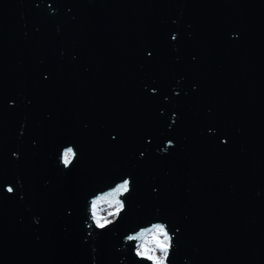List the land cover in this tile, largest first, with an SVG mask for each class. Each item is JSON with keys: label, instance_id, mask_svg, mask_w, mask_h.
<instances>
[{"label": "water", "instance_id": "water-1", "mask_svg": "<svg viewBox=\"0 0 264 264\" xmlns=\"http://www.w3.org/2000/svg\"><path fill=\"white\" fill-rule=\"evenodd\" d=\"M155 220L171 264H264V0H0V264H140Z\"/></svg>", "mask_w": 264, "mask_h": 264}, {"label": "clouds", "instance_id": "clouds-1", "mask_svg": "<svg viewBox=\"0 0 264 264\" xmlns=\"http://www.w3.org/2000/svg\"><path fill=\"white\" fill-rule=\"evenodd\" d=\"M177 37L178 34H173L171 39L175 41ZM152 91L155 92V90ZM9 103L12 106L13 102ZM173 116L175 117V114ZM173 146L174 142L169 140L165 148L160 151L166 153L167 148ZM143 155L141 153V157ZM13 157L18 158V154L13 153ZM58 159L60 165L67 171L79 159V152L74 145L69 144L61 149ZM131 185V178L124 177L114 185L90 196L87 202L88 220L90 221L88 228L91 229L94 226L97 231H107L110 227H115L127 211V197L131 195ZM3 190L9 195L15 193L11 185L4 186ZM176 231L178 232L179 229ZM123 242L126 245H133V254L140 264H171V253L176 248L175 233L166 222L161 220L149 222L135 231L128 232L123 236Z\"/></svg>", "mask_w": 264, "mask_h": 264}]
</instances>
